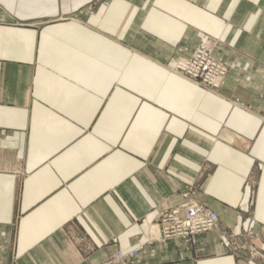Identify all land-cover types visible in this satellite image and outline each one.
I'll return each mask as SVG.
<instances>
[{"label": "crops", "instance_id": "crops-1", "mask_svg": "<svg viewBox=\"0 0 264 264\" xmlns=\"http://www.w3.org/2000/svg\"><path fill=\"white\" fill-rule=\"evenodd\" d=\"M204 37L217 92L174 70ZM189 199L218 227L153 241ZM135 250L264 264V0H0V264Z\"/></svg>", "mask_w": 264, "mask_h": 264}, {"label": "built area", "instance_id": "built-area-1", "mask_svg": "<svg viewBox=\"0 0 264 264\" xmlns=\"http://www.w3.org/2000/svg\"><path fill=\"white\" fill-rule=\"evenodd\" d=\"M199 51L191 59L180 58L175 69L176 72L201 86L219 87L225 80L226 69L213 60L212 47L209 44L203 45ZM207 56L208 58H206ZM216 66L218 69L215 72L213 67ZM218 223L219 217L216 212L189 199L183 203L182 208L174 207L159 213L153 227L152 240L161 243H166L174 238L190 241L199 234L214 230L218 227ZM135 256H137L136 250L126 255L119 252L114 256V261L128 264L129 260L127 259L135 258Z\"/></svg>", "mask_w": 264, "mask_h": 264}, {"label": "rangeland", "instance_id": "rangeland-1", "mask_svg": "<svg viewBox=\"0 0 264 264\" xmlns=\"http://www.w3.org/2000/svg\"><path fill=\"white\" fill-rule=\"evenodd\" d=\"M221 42H220V40L219 39H215V38H211V37H204L201 41H200V43L190 52V53H188V54H185L186 53V50L184 49H182L183 50V52H184V54L183 55H178V57L175 59V64H174V70L177 68V65H178V62H179V60H180V58H186V59H191V58H193V56L194 55H197L200 51V49H202V46L203 45H205V44H209L211 47H212V52H211V56H212V58H213V60L216 62V63H218V65H220V66H222V68H225L226 69V77H225V80H224V82L219 86V87H217V88H209V87H206V86H201V85H199V84H197L195 81H193V80H191V79H189L188 77H186V76H184V75H182L181 73H178V72H176V73H178V74H180V75H182V76H184V77H186V78H188L189 80H191V81H193V82H195L197 85H199V86H201V87H204V88H206V89H208V90H211V91H214V92H217V91H219L224 85H225V83H226V80H227V77H228V75H229V72H230V69H231V67H230V65L229 64H227L226 62H225V60L223 59V58H221V57H219V56H217L216 54H215V50H216V48L219 46V44H220ZM206 58H208V56L206 57ZM214 69V71L216 72L217 71V66L216 67H213ZM238 105L239 104H243V105H247L246 103H240V101L238 100V101H235ZM200 204V203H199ZM204 206V205H203ZM206 207V206H205ZM159 217V216H158ZM216 229V228H215ZM212 231V230H211ZM209 232V231H208ZM206 233V232H205ZM168 242V241H167Z\"/></svg>", "mask_w": 264, "mask_h": 264}]
</instances>
